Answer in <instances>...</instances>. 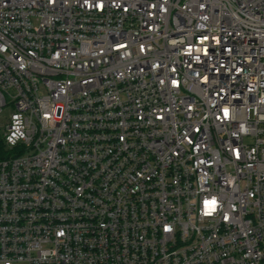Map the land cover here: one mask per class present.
<instances>
[{"label":"built area","instance_id":"1","mask_svg":"<svg viewBox=\"0 0 264 264\" xmlns=\"http://www.w3.org/2000/svg\"><path fill=\"white\" fill-rule=\"evenodd\" d=\"M0 143V264H264V0H0Z\"/></svg>","mask_w":264,"mask_h":264},{"label":"rangeland","instance_id":"2","mask_svg":"<svg viewBox=\"0 0 264 264\" xmlns=\"http://www.w3.org/2000/svg\"><path fill=\"white\" fill-rule=\"evenodd\" d=\"M10 114L9 111H6L5 114H3V117H7Z\"/></svg>","mask_w":264,"mask_h":264},{"label":"snow or ice","instance_id":"3","mask_svg":"<svg viewBox=\"0 0 264 264\" xmlns=\"http://www.w3.org/2000/svg\"><path fill=\"white\" fill-rule=\"evenodd\" d=\"M225 113L227 114V110H225ZM207 203H210L211 205H214L215 201H211V202H207Z\"/></svg>","mask_w":264,"mask_h":264},{"label":"trees","instance_id":"4","mask_svg":"<svg viewBox=\"0 0 264 264\" xmlns=\"http://www.w3.org/2000/svg\"><path fill=\"white\" fill-rule=\"evenodd\" d=\"M2 148V145H1V143H0V149ZM1 154H2V152H0V158H1Z\"/></svg>","mask_w":264,"mask_h":264}]
</instances>
